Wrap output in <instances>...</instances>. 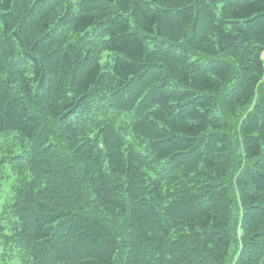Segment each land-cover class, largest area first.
<instances>
[{"label": "trees", "instance_id": "trees-1", "mask_svg": "<svg viewBox=\"0 0 264 264\" xmlns=\"http://www.w3.org/2000/svg\"><path fill=\"white\" fill-rule=\"evenodd\" d=\"M0 264H264V0H0Z\"/></svg>", "mask_w": 264, "mask_h": 264}]
</instances>
